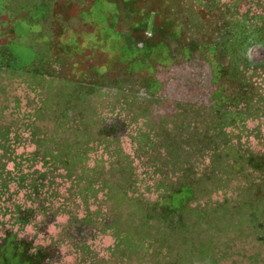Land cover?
<instances>
[{
  "label": "rangeland",
  "instance_id": "obj_1",
  "mask_svg": "<svg viewBox=\"0 0 264 264\" xmlns=\"http://www.w3.org/2000/svg\"><path fill=\"white\" fill-rule=\"evenodd\" d=\"M0 264H264V0H0Z\"/></svg>",
  "mask_w": 264,
  "mask_h": 264
}]
</instances>
